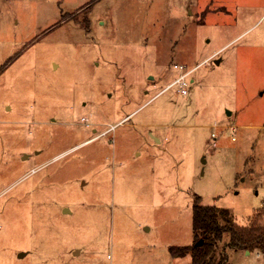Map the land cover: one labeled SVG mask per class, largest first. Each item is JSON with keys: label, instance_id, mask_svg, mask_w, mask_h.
I'll return each instance as SVG.
<instances>
[{"label": "rangeland", "instance_id": "1", "mask_svg": "<svg viewBox=\"0 0 264 264\" xmlns=\"http://www.w3.org/2000/svg\"><path fill=\"white\" fill-rule=\"evenodd\" d=\"M196 202L264 205V0H0V264H190Z\"/></svg>", "mask_w": 264, "mask_h": 264}, {"label": "trees", "instance_id": "2", "mask_svg": "<svg viewBox=\"0 0 264 264\" xmlns=\"http://www.w3.org/2000/svg\"><path fill=\"white\" fill-rule=\"evenodd\" d=\"M193 232V245L170 247L173 258L190 256V264H229L228 250H235L249 254L256 252L264 260V205L247 226H240L227 210L196 202Z\"/></svg>", "mask_w": 264, "mask_h": 264}, {"label": "built area", "instance_id": "3", "mask_svg": "<svg viewBox=\"0 0 264 264\" xmlns=\"http://www.w3.org/2000/svg\"><path fill=\"white\" fill-rule=\"evenodd\" d=\"M190 74H191V71L185 72L184 74H181L173 83H171L169 86H167L166 89L178 87V93H180L183 96H186L188 94L187 78L190 76ZM258 256H260V255H258Z\"/></svg>", "mask_w": 264, "mask_h": 264}, {"label": "crops", "instance_id": "4", "mask_svg": "<svg viewBox=\"0 0 264 264\" xmlns=\"http://www.w3.org/2000/svg\"><path fill=\"white\" fill-rule=\"evenodd\" d=\"M215 54H217V53H215ZM215 54H214V55H215ZM130 116H131V115H130ZM127 118H129V116H127L125 119H127ZM125 119H123L120 123L124 122Z\"/></svg>", "mask_w": 264, "mask_h": 264}, {"label": "water", "instance_id": "5", "mask_svg": "<svg viewBox=\"0 0 264 264\" xmlns=\"http://www.w3.org/2000/svg\"><path fill=\"white\" fill-rule=\"evenodd\" d=\"M219 63H220V62L217 60V61H216V64H219ZM200 244H202V242H201ZM247 254H249V252H247Z\"/></svg>", "mask_w": 264, "mask_h": 264}]
</instances>
